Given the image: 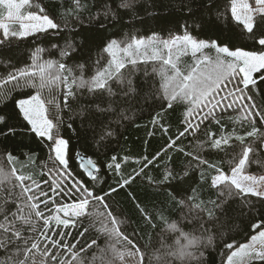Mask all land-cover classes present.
<instances>
[{
  "label": "snow or ice",
  "instance_id": "obj_1",
  "mask_svg": "<svg viewBox=\"0 0 264 264\" xmlns=\"http://www.w3.org/2000/svg\"><path fill=\"white\" fill-rule=\"evenodd\" d=\"M135 4L136 0H118L113 7L109 0H71L58 16L41 4L33 5L32 0H0L7 19L18 24V28H10L0 22V47L13 38L37 34L59 38L50 46L55 59H44L49 50L36 48L29 64L10 66L0 76L4 103L0 136H15L22 127L25 134L43 139L47 152L37 172L31 167L37 163L33 154L24 157L28 161L24 164L14 151H0V264H125L126 258L145 264L138 233L133 229L129 234L127 221L121 219L123 213L112 208L110 197L137 177H145L150 166L160 170V175L147 177L149 183L166 190L173 207L183 213L182 219L195 221L197 226L186 232L179 222L169 221L166 208L152 213L137 202L145 225L155 229L157 220L167 225L149 264H206V250L223 227L217 213L225 214L229 201H239L242 212L248 209L249 237L239 245L225 241L229 250L226 264H264V174L248 171L253 164L264 169V88L260 87L264 83V0H225L223 5L219 0H205L219 18L235 22L252 41V49L198 39L187 24L183 34L167 39L155 32L146 36L129 33L126 38L109 37L101 42L92 62L95 71L86 78L88 65L80 58L85 43L94 38L82 35L84 19L95 20V30L101 33L123 20L120 9L135 12ZM33 7L35 11H23ZM185 7L189 15L194 14L190 5ZM93 9L97 12L94 17ZM189 54L194 61L190 66L182 61ZM148 62L158 65L152 71L160 81L155 90L149 86L145 95V84L136 73L138 65ZM17 89L27 91L13 96ZM142 95L150 110V125L163 134L165 144L151 158H132L138 167L127 174L122 165L130 160L128 156L111 155L102 171L92 158L78 153V167L88 182L80 179L70 167L69 141L61 134L65 113L78 110L82 119L104 128L103 141L114 135L105 122L109 115H116L120 123L138 118L136 113L127 114L132 107L144 113L143 107L128 105ZM9 101L12 113L5 110ZM175 107L183 110V116L170 134L165 115ZM225 113L231 115L222 123ZM14 119L21 123H12ZM213 123L218 126L216 131L210 130ZM228 123L233 127L225 131ZM170 149L185 158L179 173L169 166L170 154L169 163H164ZM221 152L223 157L211 159ZM206 186L215 199H204ZM167 232L178 234L174 243H167Z\"/></svg>",
  "mask_w": 264,
  "mask_h": 264
},
{
  "label": "trees",
  "instance_id": "obj_2",
  "mask_svg": "<svg viewBox=\"0 0 264 264\" xmlns=\"http://www.w3.org/2000/svg\"><path fill=\"white\" fill-rule=\"evenodd\" d=\"M109 2L115 7L118 0H109ZM219 2L222 5L225 4V0H219ZM32 3L33 5L41 4L60 16L64 12L65 6L70 5L71 0H32ZM185 5H190L194 9L193 15H189ZM29 10L35 11L36 8H25L23 11L26 13ZM119 11L123 16V20L115 23L114 26L109 25L101 33H97L95 30V20H92L90 23L85 18L83 21L85 31L82 35L94 38L91 43H85L84 51L80 58L81 62H87L88 65L85 71L86 78L95 71L92 62L97 57L101 42L109 37L118 39L126 38L129 33L146 36L155 32L167 39L169 35L183 34L184 25L187 24L189 31H192L193 28L195 29L192 34L198 39L218 40L227 43L230 47L253 48L252 41L248 36L241 34V29L236 26L235 22L227 17L223 19L219 18L215 9L209 10L207 8L205 0H136L135 12H129L127 9H120ZM221 11H224L223 7ZM5 15L6 10L0 8V19L4 18ZM87 15L85 13V17ZM96 15L97 12L93 9L91 16L94 17ZM10 28H18V25L14 24ZM58 42L59 38L51 34H37L22 40L13 38L10 44L0 47V76H3L10 70V66L22 68L29 64L31 62V54L36 48L49 50L44 53V59H55V53L51 50L50 46ZM208 51L211 55L215 54L213 50ZM182 61L184 64L190 66L193 60L188 55L183 56ZM157 66L154 62L138 65L140 71L136 73V76L145 84V95L149 94V86L152 90L158 87L160 77L152 71L153 67ZM77 74L79 73L77 72ZM260 87L264 88V83L260 84ZM23 91L27 90L17 89V92L12 95L15 96L17 93ZM148 102L151 103V99ZM257 102H261L259 97H257ZM128 105H139L144 108V113L141 114L137 107H132L130 111H127V114L132 115L136 113V117L138 118L134 117L133 120L121 121L120 123H117L118 117L116 115H109L105 122L108 125V129L113 131L114 135L106 137L103 141L100 140V136L103 135L104 128H101L98 124H93L82 119L78 114V110L76 112L65 113V125L61 128V134L69 141L70 167L80 179L88 182L86 174L78 167L79 161L76 159L78 153L92 158L101 166L102 171L104 162L108 161L111 155L115 154L118 157L128 156L130 160L122 165V171L127 174L134 167H138V165L133 163L132 158H139L144 155L151 158L165 144L166 138L163 134L158 129H153L150 125L148 116L150 110L145 105L143 95L139 100H130ZM128 105L125 106V109L128 108ZM3 107L4 103L0 100V108ZM73 107L76 108V105H73ZM12 109V103L9 101L5 110L12 113ZM229 115L231 113L224 114V121L222 123L228 121ZM182 116L183 110L180 107H175L166 113L165 121L171 125L170 134H174L176 128L180 126ZM12 123L20 124L21 122L14 119ZM68 124H71V127H68ZM209 127L212 131H216L218 128L214 123ZM232 127L233 124L228 123L225 131H230ZM235 127L242 134V129H240L239 124L235 125ZM152 132L155 134L149 135ZM17 133V135L7 138L0 136V151L4 148H7L9 151H14L16 155L20 156L24 164L28 163L24 157L33 154V159L37 163L31 165V167L38 172V165L46 161L47 152L45 142L34 134H25L22 127L17 128ZM183 143L186 144L187 142L183 141ZM101 145H104V147H101ZM22 153L24 155H21ZM169 154L172 156L169 166L174 168L176 172H181L186 163L185 158L182 154L173 152L170 149L164 157V163L166 164L169 163L167 160V155ZM223 156L224 153L221 152L219 155L211 157V159L218 160ZM224 166L227 169V165L225 164ZM17 167H21V164H17ZM248 171L256 175L264 174V169L256 164H253ZM145 172V177H137L130 186L120 189L117 193H113L110 197V203L117 213H123L121 219L127 221L129 234L133 229L138 233V243L145 254V264H149V259L160 246L159 235L162 232H166L167 225L159 224L158 220V226L155 229L145 225L135 207L137 202L141 203L152 213H157L162 208H166L165 215L169 218V221L179 222L180 226L186 232L192 231L197 225L195 221L182 219L183 213L178 208L173 207L172 202L166 194V190L156 188L149 183L147 177L157 178L160 175V170L150 166ZM109 183H113V181H109ZM96 187H100V185ZM184 187H187V185H184ZM172 190H176L175 186ZM132 197H135V200ZM215 198V195L210 194L206 186L204 188V199ZM241 208L242 205L239 201H229L225 214L217 213L220 217V224L223 227L219 229L221 234L215 237L213 246L206 250V264H224L229 252L224 247L225 241L233 242L236 245L248 241L249 229L247 225L249 213L247 208H244L243 212ZM213 231L216 232L217 229H213ZM195 234L199 235L200 233L196 232ZM177 237V233H166L167 243H174ZM75 238H77L76 232L73 230V239ZM88 239L90 240L91 237ZM87 255L90 257L92 250H89ZM125 264H135L134 259L126 258ZM152 264H155V261Z\"/></svg>",
  "mask_w": 264,
  "mask_h": 264
},
{
  "label": "rangeland",
  "instance_id": "obj_3",
  "mask_svg": "<svg viewBox=\"0 0 264 264\" xmlns=\"http://www.w3.org/2000/svg\"><path fill=\"white\" fill-rule=\"evenodd\" d=\"M0 22L8 23L10 26H12V25H14V24H15V25H18L14 20H13V21H9V20L7 19V12H6L5 17L2 18V19H0ZM0 32H2V30H0ZM189 56H190V54H189ZM191 60H193V59L191 58ZM192 63H194V61H192ZM192 63H191V64H192ZM224 264H226V260H225Z\"/></svg>",
  "mask_w": 264,
  "mask_h": 264
},
{
  "label": "water",
  "instance_id": "obj_4",
  "mask_svg": "<svg viewBox=\"0 0 264 264\" xmlns=\"http://www.w3.org/2000/svg\"><path fill=\"white\" fill-rule=\"evenodd\" d=\"M76 157H77V160L79 161V157H78V155H77Z\"/></svg>",
  "mask_w": 264,
  "mask_h": 264
},
{
  "label": "bare ground",
  "instance_id": "obj_5",
  "mask_svg": "<svg viewBox=\"0 0 264 264\" xmlns=\"http://www.w3.org/2000/svg\"><path fill=\"white\" fill-rule=\"evenodd\" d=\"M82 154V153H81ZM76 159H77V157H76Z\"/></svg>",
  "mask_w": 264,
  "mask_h": 264
}]
</instances>
